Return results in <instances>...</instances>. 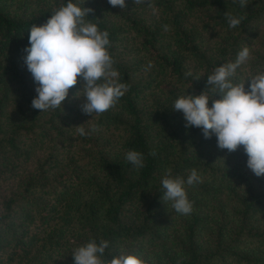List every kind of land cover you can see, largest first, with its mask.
<instances>
[{
  "label": "trees",
  "instance_id": "trees-1",
  "mask_svg": "<svg viewBox=\"0 0 264 264\" xmlns=\"http://www.w3.org/2000/svg\"><path fill=\"white\" fill-rule=\"evenodd\" d=\"M67 2L0 0V264H73L71 251L90 240L109 242L105 259L124 251L149 264H264V177L246 167L242 146L219 149L171 108L244 47L250 59L234 82L264 71V0L244 8L239 0H125L124 9L85 0L128 85L114 108L92 118L74 98L79 83L63 111L31 107L35 85L22 59L29 29ZM225 12L245 18L229 28ZM79 125L89 134L80 136ZM129 150L143 154V168L125 159ZM169 169L200 176L185 184L190 215L161 199Z\"/></svg>",
  "mask_w": 264,
  "mask_h": 264
},
{
  "label": "clouds",
  "instance_id": "clouds-1",
  "mask_svg": "<svg viewBox=\"0 0 264 264\" xmlns=\"http://www.w3.org/2000/svg\"><path fill=\"white\" fill-rule=\"evenodd\" d=\"M107 2L121 9L127 6L125 0ZM132 3L153 7L152 0H132ZM81 4L68 0L66 5L54 9L44 24H33L29 29V46L23 49L26 55L22 59L35 85L36 96L31 107L40 112L63 111L62 104L69 90L79 83L74 98H84L79 106L81 112L91 118L98 117L114 108L128 89L127 84L120 82V74L114 68L109 32L101 31L96 23L87 19L94 9L84 7L85 0H81ZM239 4L244 8L249 0H239ZM223 15L229 28H236L245 18L228 12ZM164 29L167 31L168 26ZM249 59L250 50L244 47L234 62L223 63L207 75L204 90L199 94L184 93L175 99L171 108L182 114L186 129H200L205 139L215 136L219 149L233 153L242 146L247 156L246 167L260 178L264 177V71L234 82L237 70ZM191 75V72L185 73V77ZM82 125L76 129L80 136H85L89 133ZM149 155L154 156L155 151ZM125 159L137 169L144 167L143 154L136 150L127 151ZM199 181L196 169L190 170L186 180L172 177L171 170H167L161 179L162 201L170 202L177 213L190 215L193 203L188 199L185 184L192 186ZM108 248L106 240L99 244L90 240L71 251L73 264H149L145 258L124 251L105 259Z\"/></svg>",
  "mask_w": 264,
  "mask_h": 264
},
{
  "label": "rangeland",
  "instance_id": "rangeland-1",
  "mask_svg": "<svg viewBox=\"0 0 264 264\" xmlns=\"http://www.w3.org/2000/svg\"><path fill=\"white\" fill-rule=\"evenodd\" d=\"M259 27H260L261 31L264 30V21H262V23L260 24Z\"/></svg>",
  "mask_w": 264,
  "mask_h": 264
}]
</instances>
